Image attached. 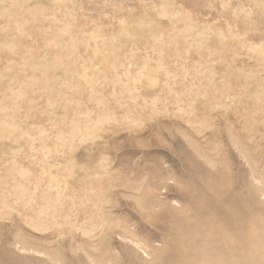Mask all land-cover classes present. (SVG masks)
Segmentation results:
<instances>
[{"label":"rangeland","instance_id":"obj_1","mask_svg":"<svg viewBox=\"0 0 264 264\" xmlns=\"http://www.w3.org/2000/svg\"><path fill=\"white\" fill-rule=\"evenodd\" d=\"M0 264H264V0H0Z\"/></svg>","mask_w":264,"mask_h":264},{"label":"bare ground","instance_id":"obj_2","mask_svg":"<svg viewBox=\"0 0 264 264\" xmlns=\"http://www.w3.org/2000/svg\"><path fill=\"white\" fill-rule=\"evenodd\" d=\"M23 186V185H22Z\"/></svg>","mask_w":264,"mask_h":264}]
</instances>
